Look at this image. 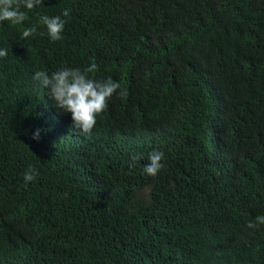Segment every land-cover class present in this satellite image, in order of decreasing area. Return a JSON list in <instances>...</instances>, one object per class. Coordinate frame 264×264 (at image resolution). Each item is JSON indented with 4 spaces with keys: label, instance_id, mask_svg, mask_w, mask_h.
<instances>
[{
    "label": "trees",
    "instance_id": "16d2710c",
    "mask_svg": "<svg viewBox=\"0 0 264 264\" xmlns=\"http://www.w3.org/2000/svg\"><path fill=\"white\" fill-rule=\"evenodd\" d=\"M27 14L0 23V264H264V225L247 227L264 215V0H44ZM44 15L66 20L60 41ZM92 63L128 95L85 135L33 75Z\"/></svg>",
    "mask_w": 264,
    "mask_h": 264
},
{
    "label": "clouds",
    "instance_id": "9594fccd",
    "mask_svg": "<svg viewBox=\"0 0 264 264\" xmlns=\"http://www.w3.org/2000/svg\"><path fill=\"white\" fill-rule=\"evenodd\" d=\"M44 3V0H0V23L9 22L12 26L23 25L28 19V11ZM70 9H64L63 17L70 16ZM66 20L61 16L44 15L40 18V25L47 30V36L52 42L60 41ZM37 34V26L26 27L22 31V38H29ZM41 35L43 33H40ZM8 55L7 49H0V58ZM97 71L95 63L84 69L61 68L51 74L45 71H37L33 80L39 86L48 90V95L54 102V106L63 113H70L72 124L82 134L90 135L96 126L97 117L108 107L109 100L118 94L120 98H126L127 90H121V84L111 77L106 80H97L91 74ZM118 90H120L118 92ZM40 129L33 134V139H40ZM141 160L138 155L130 157V167H135ZM163 153L153 151L149 154L148 163L143 166V172L155 177L164 167ZM39 175L38 171L29 166L23 173L25 184L33 182ZM264 225V215L257 216L255 221L247 224L249 229H256Z\"/></svg>",
    "mask_w": 264,
    "mask_h": 264
}]
</instances>
